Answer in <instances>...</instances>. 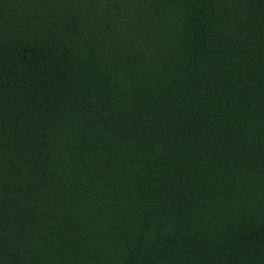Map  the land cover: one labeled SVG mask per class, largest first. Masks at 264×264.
<instances>
[{
    "label": "trees",
    "instance_id": "obj_1",
    "mask_svg": "<svg viewBox=\"0 0 264 264\" xmlns=\"http://www.w3.org/2000/svg\"><path fill=\"white\" fill-rule=\"evenodd\" d=\"M0 264H264V0H0Z\"/></svg>",
    "mask_w": 264,
    "mask_h": 264
}]
</instances>
